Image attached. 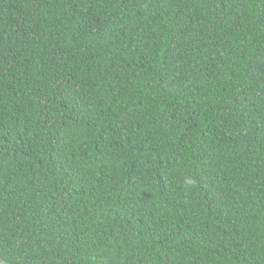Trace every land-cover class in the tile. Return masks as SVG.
Instances as JSON below:
<instances>
[{
	"label": "trees",
	"instance_id": "trees-1",
	"mask_svg": "<svg viewBox=\"0 0 264 264\" xmlns=\"http://www.w3.org/2000/svg\"><path fill=\"white\" fill-rule=\"evenodd\" d=\"M0 264H264V0H0Z\"/></svg>",
	"mask_w": 264,
	"mask_h": 264
}]
</instances>
